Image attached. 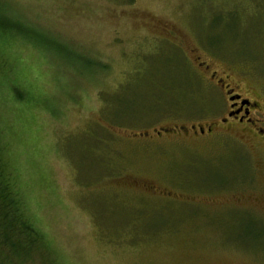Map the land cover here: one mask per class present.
I'll list each match as a JSON object with an SVG mask.
<instances>
[{
	"label": "rangeland",
	"instance_id": "1",
	"mask_svg": "<svg viewBox=\"0 0 264 264\" xmlns=\"http://www.w3.org/2000/svg\"><path fill=\"white\" fill-rule=\"evenodd\" d=\"M0 11L17 24L0 34V131L38 237L3 264H264L261 141L194 133L226 110L220 78L264 103V0Z\"/></svg>",
	"mask_w": 264,
	"mask_h": 264
},
{
	"label": "trees",
	"instance_id": "2",
	"mask_svg": "<svg viewBox=\"0 0 264 264\" xmlns=\"http://www.w3.org/2000/svg\"><path fill=\"white\" fill-rule=\"evenodd\" d=\"M16 25L0 11V34L9 30L14 35ZM7 147L0 131V264L5 262V253L18 260L30 257L38 240L25 218L23 200L16 186L17 177L14 176Z\"/></svg>",
	"mask_w": 264,
	"mask_h": 264
},
{
	"label": "flooded vegetation",
	"instance_id": "3",
	"mask_svg": "<svg viewBox=\"0 0 264 264\" xmlns=\"http://www.w3.org/2000/svg\"><path fill=\"white\" fill-rule=\"evenodd\" d=\"M211 77L215 80L216 74ZM215 83L220 86L225 97L226 110L219 120L208 123L206 127H200L199 132L195 131L194 133L198 137L216 134L219 137L226 135L232 138L233 133L238 128L240 135L259 139L261 143L259 142L258 145H262L264 149V103H262L260 93H258L256 99H252V97L243 96L238 91L237 85L232 86L231 83L225 82L223 78L216 80ZM195 128L193 127L194 130ZM216 128H219V130H216Z\"/></svg>",
	"mask_w": 264,
	"mask_h": 264
}]
</instances>
